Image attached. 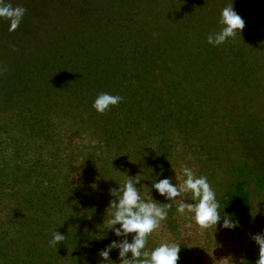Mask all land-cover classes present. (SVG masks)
<instances>
[{
  "label": "rangeland",
  "instance_id": "374dc122",
  "mask_svg": "<svg viewBox=\"0 0 264 264\" xmlns=\"http://www.w3.org/2000/svg\"><path fill=\"white\" fill-rule=\"evenodd\" d=\"M108 1L100 0L101 6ZM98 5L90 0L86 7ZM230 6L244 19V29L220 46L210 45L208 35L221 30V11ZM113 11L105 26L81 23L74 32L73 40L98 36L107 42L100 54H90V62L67 48L68 34L50 37L51 45L43 42V25L0 31V222H24L30 213L25 202L43 190V199L81 197L83 209L96 215L108 236L109 190L128 175L138 176L142 196L171 204L147 250L175 242L181 244L178 263L223 264L219 259L232 254L236 264H256L259 246L251 236L264 233V172L252 154H264V123H251L248 114L262 119L264 107H252L260 104L246 84V100H240L245 112L234 109L226 90L231 85L235 97L236 83L226 73H236L240 62L259 73L264 0H116ZM6 21L0 18V29ZM123 24L126 31L119 29ZM142 53L146 69L137 60ZM101 93L123 100L101 114L92 106ZM185 166L207 177L221 216L230 214L238 227L203 229L192 213L177 211L181 201L193 202L189 195L167 201L150 191L155 179L182 182ZM238 178L253 203L247 213L225 203ZM93 251L96 256L101 249L95 245Z\"/></svg>",
  "mask_w": 264,
  "mask_h": 264
},
{
  "label": "trees",
  "instance_id": "16d2710c",
  "mask_svg": "<svg viewBox=\"0 0 264 264\" xmlns=\"http://www.w3.org/2000/svg\"><path fill=\"white\" fill-rule=\"evenodd\" d=\"M97 1L99 5L93 10L86 7L89 6L90 0H4L5 3H11L13 7L23 6L27 9L18 27L20 31H24L25 24L37 30H39L40 25H43V42L46 41L50 45L53 43L49 41L50 37L62 38L63 35L68 34L70 39L67 38L69 40L67 41V48L69 50L73 48L75 57L77 55L83 56L88 62H90V54L94 50L96 51L95 55L100 54L99 50H101L102 44L107 42L99 40L98 36L90 39L82 37L73 40L74 32L83 28V26H79L81 23H84L87 28L105 26V22L113 21L112 14H116L114 11L111 12L116 0H109L102 6L100 0ZM122 1L126 4L129 2V0ZM131 2L132 0H130ZM124 7L122 6V8ZM94 15L96 16L93 18ZM33 20L35 23L32 22ZM91 20L94 21L90 22ZM6 22L0 31L9 32V21ZM119 29L126 31L128 27L123 24ZM119 37L122 35L120 34ZM80 41H85L88 45H80ZM143 45L146 46L144 43ZM144 59L146 57L142 53L137 60L142 61L143 65ZM96 63H98L97 60L91 65L95 66ZM143 69H146V65H143ZM257 76L259 78H256ZM226 78L230 79L231 83H236L234 86L237 89L236 98L231 97L233 91L231 85L226 90V95L229 96L227 102L232 103L234 109L241 108V111L245 112L240 100H246L243 99L245 94H242L246 89V84L252 86L253 94L250 98L257 96L260 104L255 106L256 101L252 107H264V63L260 66L257 74L251 70L249 62H240V68L236 70V73L228 70ZM248 115L251 123L254 119L258 123H264V118L258 119L252 114ZM248 153V150L243 149L245 156ZM255 153L252 154V157H260L259 168L262 174L264 172V154ZM231 170L233 172L239 171L236 165L231 166ZM263 178L264 174L259 176V179ZM244 185L245 181L238 178L225 194V203L235 212L247 213L253 208L250 194L245 190ZM48 193H54V191L49 189ZM80 199L81 197L75 201L67 199L64 201L60 196L50 194H47L43 199V190H41L34 202L30 200L25 202L30 213L25 216L24 222H17L18 224L9 220H6L7 223L0 222V264H119L118 250H113L114 254L110 253L111 260L109 261H102L99 253L94 256L93 248L95 245L97 249L102 250L112 240L118 238L113 233L104 236L101 231L102 227H98L100 221H95L96 215L83 209L84 204H81ZM55 231L65 235L66 239L60 242L58 246H51L49 242ZM130 238L131 236L129 240ZM178 264L190 263L181 261Z\"/></svg>",
  "mask_w": 264,
  "mask_h": 264
},
{
  "label": "clouds",
  "instance_id": "9594fccd",
  "mask_svg": "<svg viewBox=\"0 0 264 264\" xmlns=\"http://www.w3.org/2000/svg\"><path fill=\"white\" fill-rule=\"evenodd\" d=\"M26 11L23 6L13 7L11 3L0 0V18L9 21V31H15L20 26ZM219 23L222 25L221 30L207 37L210 45L224 44L245 27L244 19L233 6L222 9ZM122 100L123 97L119 95L101 93L95 98L92 106L98 113L103 114ZM181 171L182 182L177 180L178 183L173 184L171 178L159 181L155 179L150 191L155 189L167 201H175L178 197L189 195L193 202L181 201L177 211L181 214L186 211L192 213L195 222L203 229L215 228L216 231L218 224L229 230L239 226V221L233 220L230 214L224 213L223 217L221 216L223 209L221 210L216 192L206 176H197L195 171L187 166ZM128 177L122 183L117 182L118 187L109 190V195L113 199L107 208L106 229L111 230L118 239L112 240L99 252L102 261L111 260L110 253L118 250L119 264H178L181 251L179 243H161L158 247L147 250L149 237L160 228L161 222L168 218L171 204L158 202L152 194L147 197L142 196L137 187L140 178L134 176L136 178L133 179V176L129 175ZM130 236L131 240H129ZM65 239V235L55 231L49 243L51 246H58ZM251 239L259 246V259L256 264H264V233L254 234ZM219 260H222L223 264H236L232 254Z\"/></svg>",
  "mask_w": 264,
  "mask_h": 264
}]
</instances>
